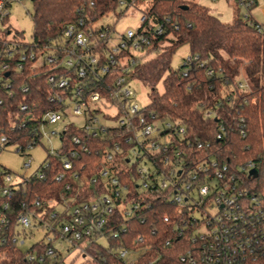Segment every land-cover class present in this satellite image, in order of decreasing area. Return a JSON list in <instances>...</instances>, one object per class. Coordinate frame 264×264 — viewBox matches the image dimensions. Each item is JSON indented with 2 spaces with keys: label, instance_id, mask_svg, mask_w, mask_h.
<instances>
[{
  "label": "built area",
  "instance_id": "1",
  "mask_svg": "<svg viewBox=\"0 0 264 264\" xmlns=\"http://www.w3.org/2000/svg\"><path fill=\"white\" fill-rule=\"evenodd\" d=\"M12 1L0 0L2 23L10 14ZM151 1L118 0L114 13L136 7L142 17L136 31L129 29L116 40L114 25H99V19L89 17L68 23L60 39L41 41L32 36L28 40L9 26L0 31V85L5 91L13 93L9 89L11 72L27 67L35 73L45 70L52 87L48 95L52 107L37 118L32 141L12 144L26 157L25 169L32 166L29 151L34 146L44 139L60 141L58 148H48L39 168L23 179H16L13 171L0 163V195L7 198L0 207V245L25 250L26 240L36 232L43 239L25 250L21 264L96 261L95 253L107 246V237H117L127 228L126 221L144 217V211L154 209L156 203L168 209H164L163 222L187 244L179 257L181 262L264 264V183L258 180L261 162L225 155L221 143L203 142L191 135L186 123L162 117L150 103L140 105L137 101L132 85L136 69L152 56L153 41L166 32L165 21L169 20L154 22L148 13ZM237 1L247 10L256 4V0ZM245 17L264 35L263 24L249 14ZM205 63L189 53L181 65L182 75L188 76L193 67H205ZM206 73L224 76L220 67H206ZM22 89L27 91L28 86ZM237 90H251L242 74L214 107H205L202 101L194 103L204 117L217 120L218 140L225 138L229 128L226 121H219L216 108L223 99L233 106L241 95ZM73 117L81 118L82 123ZM235 121L245 136L246 118L231 116V122ZM92 139L99 140L101 147L93 148ZM9 142L7 136L0 137V152L11 145ZM93 150L100 153L101 161L98 173L89 178L90 197L76 199L84 189L73 190L67 183L60 200L35 198L31 204L21 203L12 231L15 190L33 178L45 179L53 157L61 161L63 169L54 175L57 182L66 172L78 179L75 163ZM144 242L140 235L134 241L137 247L116 249L111 264H138L147 251ZM3 257L1 253L0 263Z\"/></svg>",
  "mask_w": 264,
  "mask_h": 264
},
{
  "label": "trees",
  "instance_id": "2",
  "mask_svg": "<svg viewBox=\"0 0 264 264\" xmlns=\"http://www.w3.org/2000/svg\"><path fill=\"white\" fill-rule=\"evenodd\" d=\"M32 2L35 27L32 36L41 41L54 37L60 39L61 32L68 23L77 21L80 17L98 20L114 12L118 5V0ZM184 5H188V8L184 9ZM148 13L154 22L169 19L165 21L166 32L153 41V47L149 50L150 53L153 52L152 56L143 61L135 73L152 90L150 107L162 117L186 123L191 135L197 136L201 141L221 143L225 155L238 160L253 158L260 161L262 165L258 180L260 184L264 183V35L258 33L244 17L238 16L231 23H225L210 8L196 2L152 0ZM182 44H189L190 53L206 61L205 67H193L188 76L182 75L181 66L173 68L171 65L173 53ZM206 67H220L224 76L207 75ZM241 74L247 78L251 90H237L236 94L241 95L236 97L233 106L223 99V104L216 108L219 121H226L229 128L225 138L218 140L215 136L217 120L204 117L202 109L194 103L202 101L205 107H214L216 101L222 99V94L236 83ZM46 75L45 70L35 73L28 67L21 72L12 71V84L9 88L13 91L12 95L0 85V137L7 136L9 144L27 145L31 142L37 118L52 107L48 101L52 87L47 82ZM160 81L164 83L161 94L157 90ZM24 85L28 86L27 91H23ZM24 104L27 108L22 110L21 106ZM240 115L246 118L243 126L245 136L239 132L240 124L237 121L231 122V116L237 119ZM73 133L77 132L72 131ZM98 143L99 140H91L93 148L101 147ZM100 161L101 155L96 150L91 154H84L75 163L78 179L73 178L71 172H66L65 178L57 182L54 175L63 169L58 158H51L53 165L46 170L45 179L33 178L15 190L11 198L14 210L10 215L12 231L17 221V212L22 209L21 203L31 204L35 198L60 200L67 183L73 190L78 187L84 189L76 199L89 198L92 192L89 178L98 173ZM6 200V197L0 195V207ZM153 208L144 211L142 218L126 221L127 228L120 231L117 237H107V246L99 247V251L95 253L98 256L96 261L79 264H111L114 260L113 251L137 247L134 241L140 235L145 239L143 245L147 247V251L138 264H185L179 257L187 244L180 241L172 228L163 222L166 207L156 203ZM154 229L155 232L152 233ZM166 240H170L169 245H166ZM25 252L21 247L0 245V254L4 253L0 264H21Z\"/></svg>",
  "mask_w": 264,
  "mask_h": 264
},
{
  "label": "rangeland",
  "instance_id": "3",
  "mask_svg": "<svg viewBox=\"0 0 264 264\" xmlns=\"http://www.w3.org/2000/svg\"><path fill=\"white\" fill-rule=\"evenodd\" d=\"M184 3L196 2L207 6L215 13L222 22L231 23L236 17H245L249 14L250 18H254L257 22L264 25V0H256V4L250 10L239 4L237 0H183ZM10 14L2 23L0 21V31L6 26H9L13 32L20 31L26 39L30 40L34 32V5L32 0H13L9 6ZM142 12L139 8L130 7L123 14L110 13L98 20L99 25H114L115 34L114 40L119 34L127 32L129 29L136 31L140 26ZM191 52L189 44L180 45L172 56L171 65L173 68H178L182 65L184 58ZM132 85L136 91V98L140 105H147L153 99L151 88L142 82L140 79H133ZM157 90L161 94L164 91V83L160 81L157 85ZM78 124L82 123L79 117H73ZM58 127V125H57ZM54 146L58 148L60 141L54 138L51 141L44 139L42 143L34 146L29 154L33 157L32 166L25 169L24 161L26 157L17 152L15 145H8L0 152V163L13 171L16 179L20 180L24 177L32 175L41 165L46 157L48 148ZM42 238L41 233L36 232L34 236L26 240L24 249H28L31 245Z\"/></svg>",
  "mask_w": 264,
  "mask_h": 264
},
{
  "label": "water",
  "instance_id": "4",
  "mask_svg": "<svg viewBox=\"0 0 264 264\" xmlns=\"http://www.w3.org/2000/svg\"><path fill=\"white\" fill-rule=\"evenodd\" d=\"M184 9H187L188 8V5H184L183 6ZM252 173L257 176V171L256 170H252Z\"/></svg>",
  "mask_w": 264,
  "mask_h": 264
},
{
  "label": "crops",
  "instance_id": "5",
  "mask_svg": "<svg viewBox=\"0 0 264 264\" xmlns=\"http://www.w3.org/2000/svg\"><path fill=\"white\" fill-rule=\"evenodd\" d=\"M254 19V18H253Z\"/></svg>",
  "mask_w": 264,
  "mask_h": 264
}]
</instances>
